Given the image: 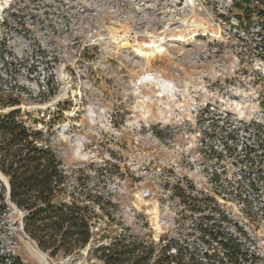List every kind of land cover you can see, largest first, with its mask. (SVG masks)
<instances>
[{
	"label": "built area",
	"instance_id": "2783aa9c",
	"mask_svg": "<svg viewBox=\"0 0 264 264\" xmlns=\"http://www.w3.org/2000/svg\"><path fill=\"white\" fill-rule=\"evenodd\" d=\"M239 3L247 7L243 0H0V96L48 100L49 113L80 106L103 95L93 74L108 69L111 55L122 69L123 49L141 70L136 93L152 92L156 141L171 152L144 156L139 184L142 198H155L165 230L158 238L150 228L116 237L155 249L171 242L170 254L181 247L200 264H264V17L253 8L235 13ZM252 6L264 9V0ZM149 44L162 50L152 60H173L170 75L137 66L144 58L135 48ZM26 125L53 150L47 128ZM173 223L186 231L167 232ZM89 228L91 242L99 227Z\"/></svg>",
	"mask_w": 264,
	"mask_h": 264
},
{
	"label": "rangeland",
	"instance_id": "374dc122",
	"mask_svg": "<svg viewBox=\"0 0 264 264\" xmlns=\"http://www.w3.org/2000/svg\"><path fill=\"white\" fill-rule=\"evenodd\" d=\"M253 1L249 0L247 7L239 3L243 7H236L233 11L248 16L252 8L255 9ZM131 27V24H126L123 30L129 32ZM139 48L149 47L137 46L135 52ZM117 61H120L119 56L107 57L108 69L93 74L96 78L94 84L103 95L92 94L83 98L80 106L67 103L60 110L49 113L48 100H22L17 104L24 106L13 109L26 124H33L37 129L47 128L45 141L52 146L66 176V191L59 197L67 202L76 198L91 206L96 215L92 223L99 230L90 243L72 254L51 256L49 252L40 250L21 229L23 212L9 202L6 185L0 180V193L3 195L0 204H4L0 208V264H9L14 257H18L21 264H42L32 247L43 252L52 264L100 263L94 248L113 240L123 229L133 234H148L150 228L149 235L154 238L164 234L165 228L158 225L160 211L155 198L141 197L139 166L144 156L151 158L154 152L170 154L171 147L157 144V135L161 138L157 126L161 121L152 92H146L148 97L136 93V80L141 70H136L124 54L122 69L116 66ZM172 64L173 60L165 54L151 60L146 68L167 70L170 75ZM137 66L144 67V64L140 61ZM7 99L0 96V115L7 113L9 110L6 108L12 106L6 104ZM95 104L102 109H91ZM141 124L148 127L141 129ZM146 144L148 152H143ZM176 151L175 148L173 153L177 154ZM182 231H186V226L173 223L167 232L177 235Z\"/></svg>",
	"mask_w": 264,
	"mask_h": 264
},
{
	"label": "trees",
	"instance_id": "16d2710c",
	"mask_svg": "<svg viewBox=\"0 0 264 264\" xmlns=\"http://www.w3.org/2000/svg\"><path fill=\"white\" fill-rule=\"evenodd\" d=\"M255 10L264 17L263 8ZM17 103L10 98L6 101L12 106ZM43 139L42 132L28 127L18 111L0 115V172L9 183V202L24 213L23 231L40 250L53 257L68 256L90 242V222L96 215L91 206L76 198L67 202L59 197L66 191V176L54 151L39 144ZM173 246L170 242L155 249L139 239L127 242L119 235L110 244L94 248L100 263L93 264H200L181 247L170 254ZM11 264L21 261L14 257Z\"/></svg>",
	"mask_w": 264,
	"mask_h": 264
},
{
	"label": "bare ground",
	"instance_id": "6f19581e",
	"mask_svg": "<svg viewBox=\"0 0 264 264\" xmlns=\"http://www.w3.org/2000/svg\"><path fill=\"white\" fill-rule=\"evenodd\" d=\"M147 47H149V48H147V49L139 48L135 52L136 55L144 58L143 64H144V66L147 65L146 67H148V65L150 64V61L152 60V58H154L155 54L160 52L159 48L157 46L155 47L153 44H151V45L149 44V45H147ZM115 51H117V50H115ZM123 53L125 54L127 52H125V50H124ZM144 61H145L146 65H145ZM32 250L35 253V256H37V258L39 259V261L42 264H52V263L47 261V257L43 252H40L33 247H32Z\"/></svg>",
	"mask_w": 264,
	"mask_h": 264
},
{
	"label": "water",
	"instance_id": "95a60500",
	"mask_svg": "<svg viewBox=\"0 0 264 264\" xmlns=\"http://www.w3.org/2000/svg\"><path fill=\"white\" fill-rule=\"evenodd\" d=\"M0 180L5 183L6 188H7V195H8V198H9V183H8V180L4 177V175H2L1 172H0Z\"/></svg>",
	"mask_w": 264,
	"mask_h": 264
}]
</instances>
